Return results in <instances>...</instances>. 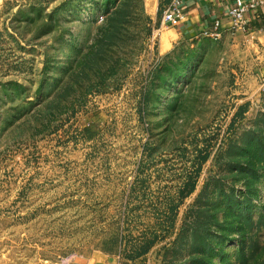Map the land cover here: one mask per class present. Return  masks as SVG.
<instances>
[{
	"label": "rangeland",
	"instance_id": "obj_1",
	"mask_svg": "<svg viewBox=\"0 0 264 264\" xmlns=\"http://www.w3.org/2000/svg\"><path fill=\"white\" fill-rule=\"evenodd\" d=\"M172 1L0 0V264H264V41H177ZM206 148L171 238L105 253Z\"/></svg>",
	"mask_w": 264,
	"mask_h": 264
},
{
	"label": "trees",
	"instance_id": "obj_2",
	"mask_svg": "<svg viewBox=\"0 0 264 264\" xmlns=\"http://www.w3.org/2000/svg\"><path fill=\"white\" fill-rule=\"evenodd\" d=\"M121 23L122 22H111L110 26L107 28L109 36H112V32L114 31H118L117 34H119ZM210 156L211 152L207 148L198 152L195 163L192 165L193 172L191 174H187L182 179V184L175 196L162 202V205L165 206V210L155 214V222L153 221L148 226L147 230L143 231L140 236L134 237L133 230L128 227L124 230L128 232L127 237H130L131 239L127 241L126 245H124V239L126 237L119 233L117 237L111 241L113 245L111 243L109 244L111 249L105 248L103 251L112 255H116V253H118L121 258L130 262H135L147 256L158 244L168 241L176 231L180 207L184 204L185 200L195 193L203 166L208 162ZM237 168H239V165H237ZM203 197L204 195L201 194L195 207H198L199 203L203 202ZM200 210V207L197 209H191L185 218L181 233L173 243L174 246L177 245L180 240L184 239L188 233H190L192 237L191 241L193 246L200 247L205 244V239L203 243L198 241V234L200 230L205 227V224H203L198 217H194L195 213H198ZM128 220L129 218L126 219L125 223ZM130 224L132 225L133 223L130 222Z\"/></svg>",
	"mask_w": 264,
	"mask_h": 264
},
{
	"label": "crops",
	"instance_id": "obj_3",
	"mask_svg": "<svg viewBox=\"0 0 264 264\" xmlns=\"http://www.w3.org/2000/svg\"><path fill=\"white\" fill-rule=\"evenodd\" d=\"M232 6L227 1L215 3L212 0H184V19L174 29V38L177 41L209 38L206 34L213 31L217 21L222 25L223 38L228 37L232 33L229 14ZM248 33L250 37L264 41V12L255 17H250ZM168 50L167 47L163 55L166 56Z\"/></svg>",
	"mask_w": 264,
	"mask_h": 264
},
{
	"label": "built area",
	"instance_id": "obj_4",
	"mask_svg": "<svg viewBox=\"0 0 264 264\" xmlns=\"http://www.w3.org/2000/svg\"><path fill=\"white\" fill-rule=\"evenodd\" d=\"M213 2L227 1L233 6L229 11L232 23V33H248L250 17H255L264 12V0H212ZM184 0H173L165 9L164 24L176 27L184 19ZM222 25L217 21L212 32L206 35L215 40L223 39Z\"/></svg>",
	"mask_w": 264,
	"mask_h": 264
}]
</instances>
